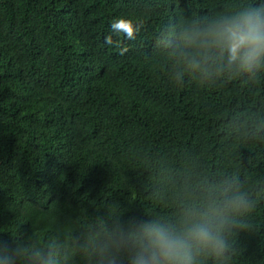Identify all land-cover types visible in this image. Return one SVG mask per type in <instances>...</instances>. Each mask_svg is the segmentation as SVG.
<instances>
[{
    "label": "trees",
    "instance_id": "1",
    "mask_svg": "<svg viewBox=\"0 0 264 264\" xmlns=\"http://www.w3.org/2000/svg\"><path fill=\"white\" fill-rule=\"evenodd\" d=\"M259 5L0 0V244L15 264L34 249L109 264L96 249L119 225L180 226L229 186L254 206L223 257L195 264H264V68L205 77L175 54L194 24ZM120 17L135 39L112 31ZM112 252L129 264L130 246Z\"/></svg>",
    "mask_w": 264,
    "mask_h": 264
},
{
    "label": "clouds",
    "instance_id": "2",
    "mask_svg": "<svg viewBox=\"0 0 264 264\" xmlns=\"http://www.w3.org/2000/svg\"><path fill=\"white\" fill-rule=\"evenodd\" d=\"M115 33L135 39L138 28L130 19L116 18L110 25ZM170 33L165 34V40ZM182 45L176 50L184 71L205 77L219 75L224 70L239 75L264 68V5L249 6L234 14L222 15L203 25L182 32ZM111 43V37L107 38ZM171 42L169 41V44ZM183 75V73H180ZM222 200H212L203 212L190 210L180 226L176 224L131 219L127 226L119 225L114 239L96 249L109 264H117L116 255L130 246L129 264H195L198 256L220 258L229 251L226 233L236 217L250 212L254 201L249 194L233 190L221 193ZM0 244V264H15L19 252H9ZM32 264H55L51 255L42 249L27 254Z\"/></svg>",
    "mask_w": 264,
    "mask_h": 264
}]
</instances>
